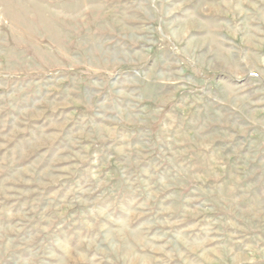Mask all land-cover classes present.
Returning <instances> with one entry per match:
<instances>
[{"label": "rangeland", "instance_id": "1", "mask_svg": "<svg viewBox=\"0 0 264 264\" xmlns=\"http://www.w3.org/2000/svg\"><path fill=\"white\" fill-rule=\"evenodd\" d=\"M0 264H264V0H0Z\"/></svg>", "mask_w": 264, "mask_h": 264}]
</instances>
